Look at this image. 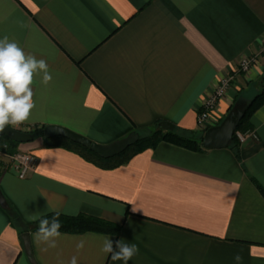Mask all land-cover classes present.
<instances>
[{"label": "crops", "instance_id": "1", "mask_svg": "<svg viewBox=\"0 0 264 264\" xmlns=\"http://www.w3.org/2000/svg\"><path fill=\"white\" fill-rule=\"evenodd\" d=\"M5 36L46 60L53 77L47 86L34 78L35 108L21 128L59 125L101 144L161 121L196 131L201 107L233 74L206 126L217 125L264 80V0H0ZM253 56L248 72H236ZM250 119L258 138L240 144L241 159L229 147L163 141L104 169L42 137L23 143L36 169L0 175L22 223L59 211L123 227L118 237L61 232L46 251L31 231V259L0 205V264H69L74 255L78 264H123L101 251L105 235L137 245L129 264H264V105Z\"/></svg>", "mask_w": 264, "mask_h": 264}, {"label": "clouds", "instance_id": "2", "mask_svg": "<svg viewBox=\"0 0 264 264\" xmlns=\"http://www.w3.org/2000/svg\"><path fill=\"white\" fill-rule=\"evenodd\" d=\"M37 77L45 86L52 81L47 61L26 53L7 36L0 39V133L8 126L18 127L29 120L35 108L32 85ZM137 210L133 207V211ZM60 215L59 211H54L50 218L33 217L34 220H39L37 231L34 233L35 240L38 244L46 245L45 251L57 247V241L62 235ZM102 241L101 251L106 255L110 254L113 262L122 261L123 264H129L139 251L136 244L126 243L123 239L114 242L105 235ZM83 247V240L76 244L77 251ZM234 259L241 261L242 257L237 254ZM69 264H78V257L72 256Z\"/></svg>", "mask_w": 264, "mask_h": 264}, {"label": "trees", "instance_id": "3", "mask_svg": "<svg viewBox=\"0 0 264 264\" xmlns=\"http://www.w3.org/2000/svg\"><path fill=\"white\" fill-rule=\"evenodd\" d=\"M262 105H264V80L260 83L259 91L253 96L252 104L249 105L245 115L240 120L236 132L254 130L250 118H252L256 110H258ZM44 127L45 125L35 129H30L29 132H31L35 136V139L38 137H42L44 140V145L46 147H64L69 150L75 151L82 157H84L86 161L88 160L91 163H94L95 165L104 169H114L127 164L128 161H130L135 155L143 152L148 148L156 147L160 142L163 141L172 143L174 144V146L177 145L179 147H184L193 151H202L206 149L202 146L203 132L201 131L203 130L197 129L196 131H186L175 127V130L169 131L163 129L162 126H160V124L157 122L154 127L147 129L149 130V132L143 133V131H140V139L132 146L126 148V150L118 155L110 158H105L96 154L94 151H91V149H89L88 147L78 142L67 139L63 136H57L48 139L44 138ZM236 132L234 134V141L232 144H230L229 148H232L235 151L237 158L241 159L240 142L237 139ZM5 144L9 146L7 152L14 153L20 148L23 143L12 141L11 139L9 140V138H7L6 136H0V147H3ZM9 212L12 215L14 221L21 228L19 229L21 230V235L24 232L37 231L39 220H36L35 222L29 224H25L22 223L19 214L13 207H9ZM53 214L54 212H51V214L48 213L43 216H48L50 218ZM59 219L62 224L60 231L65 233L78 234L85 232H96L112 234L118 237L121 234L123 227L121 226V224H114V222L112 221L87 213H78L75 215H66L64 213H61Z\"/></svg>", "mask_w": 264, "mask_h": 264}, {"label": "water", "instance_id": "4", "mask_svg": "<svg viewBox=\"0 0 264 264\" xmlns=\"http://www.w3.org/2000/svg\"><path fill=\"white\" fill-rule=\"evenodd\" d=\"M252 104V99L244 100L243 98H239L234 107L228 112V114L224 117V119L217 125L208 127L203 133L202 146L206 149H214V148H226L229 147L230 144L234 141V134L238 128V124L240 120L246 113L249 105ZM160 126L163 129L173 131L175 130V125L169 123L167 121H161ZM140 133L137 131H133L129 133L122 139L116 140L109 144H101L94 142L85 136L76 133L66 127H59V125H47L44 127V138H54L57 136H63L72 141L78 142L89 149L94 151L96 154L110 158L115 155L120 154L126 148L132 146L140 139ZM0 136H6L12 141H16L19 143H28L32 142L35 139V136L25 130L14 128L13 126H8L5 130L0 133ZM0 188V205L5 208H9L8 201L6 200L3 192H1ZM23 245L25 252L27 253L31 259L33 258L31 242L30 241V232H24L22 234Z\"/></svg>", "mask_w": 264, "mask_h": 264}, {"label": "built area", "instance_id": "5", "mask_svg": "<svg viewBox=\"0 0 264 264\" xmlns=\"http://www.w3.org/2000/svg\"><path fill=\"white\" fill-rule=\"evenodd\" d=\"M262 51H264V42L262 45ZM256 61V57H247L243 59L236 72H248L249 67L252 66L253 62ZM234 79L233 74L227 77H224L215 91L211 94V96L207 99L204 106L201 107L198 116H197V125L199 130H206L208 127L206 126L208 120L212 118L214 113L216 112L218 104L220 100L225 96L228 89L231 87V84ZM17 129L29 131L30 129L21 128V125L18 127H14ZM236 136L240 144H244L249 140H256L257 134L254 130L248 131H238L236 132ZM9 146L5 144L3 147H0V171L5 172L10 168H13L17 173L18 177L24 179L27 177L32 171L36 169V165L38 164V156L30 150H24L19 148L14 153H8L7 149ZM7 159L4 162L3 159Z\"/></svg>", "mask_w": 264, "mask_h": 264}, {"label": "rangeland", "instance_id": "6", "mask_svg": "<svg viewBox=\"0 0 264 264\" xmlns=\"http://www.w3.org/2000/svg\"><path fill=\"white\" fill-rule=\"evenodd\" d=\"M147 132H149V130H145V131H143V133H147ZM201 132H203L204 133V130L203 131H201ZM4 160V162H6L7 161V159L5 158V159H3ZM1 172V171H0Z\"/></svg>", "mask_w": 264, "mask_h": 264}]
</instances>
